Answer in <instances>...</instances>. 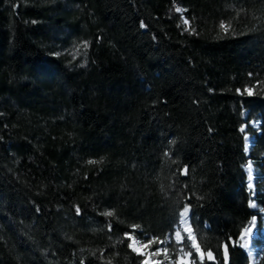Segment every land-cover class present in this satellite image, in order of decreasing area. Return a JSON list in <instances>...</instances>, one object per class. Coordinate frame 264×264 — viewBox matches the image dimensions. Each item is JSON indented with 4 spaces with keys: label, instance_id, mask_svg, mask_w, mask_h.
<instances>
[{
    "label": "trees",
    "instance_id": "trees-1",
    "mask_svg": "<svg viewBox=\"0 0 264 264\" xmlns=\"http://www.w3.org/2000/svg\"><path fill=\"white\" fill-rule=\"evenodd\" d=\"M263 1L0 0V264H138L125 233L162 240L185 204L203 264L225 244L247 264L236 238L264 225V188L251 210L241 115L260 119L264 162ZM54 34L87 43L83 66Z\"/></svg>",
    "mask_w": 264,
    "mask_h": 264
},
{
    "label": "rangeland",
    "instance_id": "rangeland-1",
    "mask_svg": "<svg viewBox=\"0 0 264 264\" xmlns=\"http://www.w3.org/2000/svg\"><path fill=\"white\" fill-rule=\"evenodd\" d=\"M263 5H264V1H263ZM56 35L57 37L62 36L61 34H56ZM56 35L54 34L50 36V39L48 43L46 44V47L54 50V52H57V53L59 52L63 54L65 56L64 61L68 66H74V67L83 66L85 62L84 54H83L84 43L82 41H74L73 39L63 40V42L61 41L59 42L58 40H56ZM246 116H247V111L243 109L242 115H241L244 121L242 124V129L245 132L244 138H243V152L246 157L245 163L242 165V173L244 177L243 183L250 197L248 201V207L251 210H255V211L257 210V211H260L261 213L262 211L260 207L256 205L255 202L252 200V196H253V192L256 187L260 189L264 188V162L258 161L257 159L260 157V155L255 157V155L251 151L252 144H253L252 143L253 136H252L251 131H255V133H258L261 122L257 115H254L253 117L249 119H247ZM249 165H251V173H252V181H251L252 187L251 188H249L248 186L249 185V176H248ZM250 201L253 204H255V207L249 206ZM252 218H250L249 220H252ZM248 221L243 226L244 229L249 224ZM179 222L180 220L178 221L177 219L176 224L172 226L171 230L165 235V237L162 240H158V241H164L171 234L173 238L167 244L155 242V243H152L148 247H144V245H146L149 240L153 239L152 236H146V235L136 236L131 233H128L129 236L133 238V239H129L128 237L124 235V237L127 239V245L129 243H133L134 247L137 249V251H133L131 248L128 247L132 252H134L140 257V261L138 264H142L143 261H148V264H180L181 261H183V264H192L193 259L190 255L188 257H184V252H188L184 248L186 242H188L191 247V241L186 239L188 233L184 231V229L181 228V235L185 237V239L180 244H178L175 239V232L177 230V225H180ZM263 222L264 220L261 223ZM252 230H253L252 232L253 239H251L250 246L254 250L253 255L250 256L246 253V251L242 247V240L240 236L239 237L237 236L236 243L239 249L245 255L247 264H258L259 259L261 257L262 250H263L264 225L259 226L257 223V219H256L255 225H252ZM134 241L138 243H134ZM182 247H183V251H181ZM164 248H167V253L163 251ZM158 250L160 251L159 255H155V256L152 255V253H156ZM194 253H195L196 259H200L195 249H194ZM166 256L167 258H165Z\"/></svg>",
    "mask_w": 264,
    "mask_h": 264
},
{
    "label": "snow or ice",
    "instance_id": "snow-or-ice-1",
    "mask_svg": "<svg viewBox=\"0 0 264 264\" xmlns=\"http://www.w3.org/2000/svg\"><path fill=\"white\" fill-rule=\"evenodd\" d=\"M176 12H181V9L177 7L176 8ZM188 23L189 22L185 19L184 20V24L187 25ZM140 26H141V28L146 27V25L143 22L141 23ZM219 28L222 31H224L225 33L228 32V30H229V26L226 25L223 21L220 23ZM185 31H188V29L186 28ZM192 32L194 33L195 30L192 29ZM83 47L86 48L87 47V43H85L83 45ZM237 91H239V90H237ZM244 92H246L247 95H249V96L253 95V92H252V90L250 88L244 89ZM241 130L243 131V129H241ZM165 155L167 156L168 153H165ZM89 163H95V161H89ZM187 172H188V169L185 168L181 174L186 175ZM248 176H249V185L248 186H249V188H251L252 187V183H251V181H252L251 165H249ZM249 206L250 207H255V204H253L250 201L249 202ZM189 212H190V207H189L188 204H185L183 206L182 211H180V213H179L180 225H177V230L175 232V239H176V242L178 244H180L185 239V237H183L181 235V225H188V222H189ZM76 214L77 215H80V208L79 207H76ZM103 215H105V216H112L113 213L109 211V212L103 213ZM255 223H256V217L254 216L252 218V220L249 222V224L250 225H255ZM133 227L136 228V227H139V226H133ZM109 230H111V225H109ZM184 231H186L188 233L186 239L189 240V241H191V248H194L195 249L196 253L200 257L201 264H203V260H204V257H205V253L201 251L199 245L197 244L196 239H195L194 235L192 234V228L191 227H185L184 228ZM251 233H252V227L251 226H248V227H246L244 229V232H243L242 235L247 236V235H249ZM125 236L128 237L129 239H133L131 236H129L128 233H125ZM172 238H173V236L171 234L164 241H158L157 238L153 237V239L152 240H149L148 243L146 245H144V247H148L152 243H155V242L167 244ZM134 243H138V242H135L134 241ZM242 246L243 247H247L248 246V241L245 240V242H244V244ZM128 247L131 248L133 251H137V249L134 247V244L133 243H129L128 244ZM191 248L189 249L188 252H184V257H188L190 255ZM163 251L165 253H167V248H164ZM181 251H183V247L181 248ZM159 254H160V251L159 250L156 253H152V255H154V256L155 255H159ZM206 256H207V259L208 260H215L216 259V257L213 255V253L211 251L207 252L206 253ZM165 258H167V256ZM81 264H84V261L83 260L81 261ZM142 264H148V261H143ZM180 264H183V261H181ZM222 264H229L228 246H227V244L224 245V260H223Z\"/></svg>",
    "mask_w": 264,
    "mask_h": 264
},
{
    "label": "bare ground",
    "instance_id": "bare-ground-1",
    "mask_svg": "<svg viewBox=\"0 0 264 264\" xmlns=\"http://www.w3.org/2000/svg\"><path fill=\"white\" fill-rule=\"evenodd\" d=\"M179 220H180V218H179ZM251 220H249V222H250ZM179 224H180V222H179ZM189 225V224H188ZM188 225H181V228L182 229H184L185 227H187ZM248 226H251L252 227V225H250V224H248L246 227H248ZM244 229V228H243ZM254 229V228H253ZM242 233H240L241 235H239L240 236V238H241V240H242V245L244 244V242H245V240H247L248 241V246L247 247H243L244 248V250L246 251V253L248 254V255H253L254 254V250H253V248H251V246H250V243H251V239H253L252 238V233L251 234H249V235H247V236H244V235H242L243 234V232H244V230H242L241 231ZM252 232H253V230H252Z\"/></svg>",
    "mask_w": 264,
    "mask_h": 264
}]
</instances>
